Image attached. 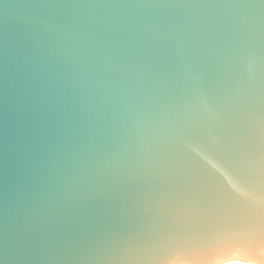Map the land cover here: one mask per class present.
<instances>
[{
    "label": "water",
    "instance_id": "obj_1",
    "mask_svg": "<svg viewBox=\"0 0 264 264\" xmlns=\"http://www.w3.org/2000/svg\"><path fill=\"white\" fill-rule=\"evenodd\" d=\"M264 0H0V264H264Z\"/></svg>",
    "mask_w": 264,
    "mask_h": 264
},
{
    "label": "snow or ice",
    "instance_id": "obj_2",
    "mask_svg": "<svg viewBox=\"0 0 264 264\" xmlns=\"http://www.w3.org/2000/svg\"><path fill=\"white\" fill-rule=\"evenodd\" d=\"M262 227H264V217H262Z\"/></svg>",
    "mask_w": 264,
    "mask_h": 264
}]
</instances>
